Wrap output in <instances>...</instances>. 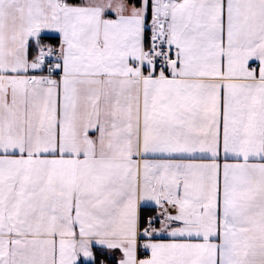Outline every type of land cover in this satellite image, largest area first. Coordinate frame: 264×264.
Returning a JSON list of instances; mask_svg holds the SVG:
<instances>
[{
	"label": "snow or ice",
	"instance_id": "6c2138e0",
	"mask_svg": "<svg viewBox=\"0 0 264 264\" xmlns=\"http://www.w3.org/2000/svg\"><path fill=\"white\" fill-rule=\"evenodd\" d=\"M0 264H264V0H0Z\"/></svg>",
	"mask_w": 264,
	"mask_h": 264
}]
</instances>
